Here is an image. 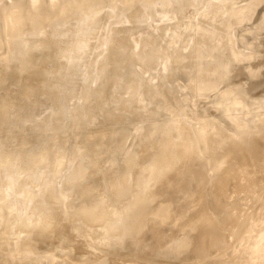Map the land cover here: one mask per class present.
Wrapping results in <instances>:
<instances>
[{
  "label": "bare ground",
  "instance_id": "obj_1",
  "mask_svg": "<svg viewBox=\"0 0 264 264\" xmlns=\"http://www.w3.org/2000/svg\"><path fill=\"white\" fill-rule=\"evenodd\" d=\"M238 1L242 5H240ZM191 2L193 4L190 5L195 4V9L197 7L196 14H202L203 19L201 20L205 19L204 21H207L206 23L209 24L205 23L206 25H202L203 21L202 23L200 21L201 24L197 23V25V21L195 20L196 22L194 23L193 21V23L196 25V28H193L194 25L190 23L191 21H189L193 20V18L190 19V17L192 16L191 15L189 17L188 23L192 25L190 27V25L187 26V24L186 26L189 27V29L187 28L186 30L189 33V31L191 30L190 28H193L190 33L193 32L194 34L189 33L190 35H192V38L188 39L189 37H191L189 36V34L187 35L186 32L180 33V28L182 27L179 28V26L182 23H180L179 25V22H181L182 19L180 21L177 20L179 21L177 22L175 18H184L185 14L183 9L188 6V3ZM243 2L247 1L0 0V181L2 182H0V238L7 233L9 236L5 235L7 236L6 239L15 237V239L17 238V241H19V239L21 238V241H19V245H21L20 249L24 248L26 250L41 251L43 250L42 247L44 246V244H47L45 242L47 238H54L55 241H66L67 243L71 244L72 242L74 243V239L76 237H79L76 239L80 240L81 237L77 236V231L74 230L76 224H78L76 225V229H80L78 221L83 220L86 225L95 226V223H97L96 227L97 225L99 226L97 228L98 233H100L99 230L100 228H102L101 232H105V236H103L104 234H96L97 231L95 232V235L102 236V238L104 239V243L108 240L109 242L107 241V243H109V246L107 243V247L103 243L98 244L99 241L103 242L101 237H97V241L95 242L100 246V248L104 245V248H107L105 249L107 251L108 249L110 250L113 248L112 250L108 251L110 253L114 252L115 254H118L116 253V249H114V247H117L116 244L120 243L121 246L124 243H130L133 238L135 241V243L133 242V245H138L142 252H145V250L147 251L149 248V250L152 251L151 246L153 244L154 238L158 237L156 239L158 240L157 242L162 241V236L164 235L163 233H165V231L162 232L159 230L160 232H158L150 227H153L157 224H162L161 226H163L167 222V219L170 218L171 210H173V207L177 205L174 204L178 202L176 200V202L168 200L169 203L168 201H165L169 204V206H167L168 204H165L167 207L163 206L162 208L159 203L160 200L158 198L162 196L160 198L161 200H167V196H169L170 193L175 191V188H177L180 180L179 182H177L178 174H174V170L176 171L181 168L182 171H190L189 173L195 175L194 169H196L197 172L195 171V173L198 174L196 175L200 176L201 178L200 179L196 176V179H199V181L196 183L198 188L196 187L195 190L192 189V186H196L194 185V183H191V188L189 187L190 184H188L189 186H187L184 183L185 186H187L189 189L194 190V192L192 191L193 193H189L191 190H189V192L186 191L188 188L186 187V189L183 185V189L186 190H183V192L181 190V193H184V191H186V193L191 198L190 200L193 199L195 207H192L195 210L193 213H190L193 209L190 210L189 208H187L186 210L189 209L188 211L191 214L188 215V212H184L185 206L184 204H182L184 208V214L188 215H183V218L180 217L182 219L180 220L181 224L183 223L185 224V226L183 225V227L179 223V225L181 226L179 227V225L177 224L179 221L176 220L180 219L179 217H177L180 215L178 213V215H176L177 219L175 220L176 226L171 227H173L176 231L179 228H181L182 230L183 228L187 229L183 230L182 232L180 231L181 235L180 237L178 236V241H176L175 243H171L169 241L172 246L169 244L170 249L167 247L169 249L168 254H178V252H180L182 248L188 247L193 250L197 258H202V263L233 264L236 260H239L234 259L231 256L232 253L228 254V252L232 251L235 246V244L233 243V239L245 232L242 238L237 240V246L239 245L241 248L243 247V249L246 250L247 248L245 247H248L249 243L250 245L251 243H254L252 244L253 246L255 245L253 252L262 251L259 253V256L260 259H262V264H264V203L260 208L261 210H252V208H254L252 205L255 202H258V199L260 197L255 198L254 194L250 195L251 188H254V192L255 189H259L256 195L261 196V194H264V128H262L264 126H258V120L256 119L257 117L255 118L254 116L253 117L255 119H253L252 116L249 115L251 119L247 117L248 119L246 118L244 121L245 116L243 115L245 114L240 112L242 114L240 115V117H244H242V119H239V116L230 115V117L232 116V120L230 122H233L236 126H233V130L235 128L234 131L231 129V131L235 135H233L232 132L229 133L232 134V136L227 134L228 132H230L228 131V129L224 130V127H222L219 122H215L213 117H210L208 114L207 115L209 117L206 116V118L204 119L203 117L201 118L199 125L197 121H199L200 118L198 120V117L195 116V118L193 116V119H197V121H195L198 126H194L196 129L194 127L191 128L194 125V123L192 125V122L194 120L192 121V118H189L191 116H185L186 119L183 118V115L185 114V106L188 110L189 105L187 106V104L191 102V99L187 98V100L190 99L189 101H187L184 98L185 94L182 95V93L181 95L183 96V99L188 103L183 102V99L181 100L182 96H180L181 98L178 96L181 92V87L179 86H182L183 84L181 85L179 82L177 84V87H175L172 84L173 82L170 83V81L172 80H170L169 78L168 80L170 81H168L166 78V76L171 77V75L173 74L169 73L172 72L169 71V69L171 68L169 66L174 64L173 72L176 73V75L178 73H180L179 75H181L182 73L184 77L186 75L187 79L185 80H188L187 84L189 83L188 85L192 84L194 85V87L196 86V88L200 92H214L217 89L216 87L218 86V84L222 83L223 81H227L231 70L233 71V69H235L233 68V65L235 63L237 64L238 62H241L243 58L245 61V58L252 55L255 49H253V47L251 48V46L258 45L257 39L259 36L261 37L263 32L260 35L259 33H261L262 30L264 31V0H248L247 3ZM102 4H104L102 7L103 9L101 8ZM99 5L100 8L98 7ZM159 5L160 7L164 6V9L165 7H167V10L168 8L170 9V12L167 13L168 15L173 13V15L171 14L170 16L174 18L173 20H175L178 25H176V22L174 23V21L172 25V21H170V23L167 22L170 19L167 15L166 23H168L170 27L168 24L165 25L164 21L163 25L166 26V28L168 26V30L171 33H167V29L164 30L166 32H161L163 33V35L165 33L164 36L156 33L157 31H162V29L156 31L155 27L157 25H155L156 23L155 21H153V24L150 23L152 25V27L150 26V29L153 28L156 35L154 34L153 30L152 32H148V34H144L145 32L143 30L141 32L144 33L140 32L141 34H143V36L140 35L137 30H139V28H142L144 24H141L142 27L138 24L144 21V18L145 23L147 22L146 19H148L149 21L152 20V12L154 9V14L158 12L156 8H158ZM119 6L121 7V9L127 8L123 10L126 13L123 12L122 14L121 11L116 8ZM106 7L112 8V11H114L115 9H117L118 11L112 12L109 8V12L108 10H106ZM160 7L158 8V10L160 9ZM257 8L261 9V18H263V20L259 19V21L256 23L257 25L251 28L252 30L249 29L250 32H247V29V31L244 30L245 33L241 32V36L239 33V39H241V37L243 39L244 36L249 33L251 34V36H253L252 34L254 33H257L259 36L257 38L253 36L256 39L252 40L255 41H249L250 46L248 44L247 46H245L248 48L250 47L251 50H239L237 46L239 47L241 44H245L246 42H240L241 44H238L239 42L234 34L236 30L233 33V31H231V26L234 27L233 23L235 24V20H237L236 22L239 24L240 21L238 20H241L242 22V20L244 21L246 19V21H248L247 19H249L248 23H250L254 19V15L253 18L251 17L252 19L250 18L253 12L255 13L256 18L257 10L255 11V9ZM164 9L161 10L163 11V14ZM100 10H102V12L105 11L104 13H106L105 15L103 13V17L107 15L106 17H110L109 20L111 21H113L112 17H115L119 20V24H114V20V22H110L108 26L109 21H106L108 29L105 30L106 25H103L105 22L101 20L104 18H102V16H100V18H97L102 13H98ZM97 14L99 15L97 16ZM156 14L155 17L160 20L158 22L156 21L157 23L162 22L163 18L166 19V13L163 15L158 12V14H161L163 16H159L162 19L158 18V14ZM218 14L222 15V22L221 20H219L221 24L218 23L219 25H216L215 22L217 21V19L213 17H215L216 15L218 16ZM221 15H219L217 18L219 19ZM148 16L151 17V19L148 18ZM209 16H211V18L213 19H216L215 22L214 20H210ZM206 18L208 19L206 20ZM100 21L103 22V24H101V27H105V31L103 30L104 34L102 32V29H100V25L98 24L100 23ZM210 21L214 22V25ZM135 24L137 26H140L139 28L136 27L137 30L136 28H133L135 27ZM161 25L162 23L159 24V27L163 28L164 26L162 25V27ZM242 25L243 22L240 26L242 27ZM146 27H149V25L145 26V28ZM98 29L104 36H102L103 38L101 36L99 37L101 38V41L98 40V37L97 39L95 38L97 36L96 34H100L99 31H97ZM132 29L136 30L135 33H137V37H134V30V36L132 37ZM170 29H172V31ZM106 31L107 33H105ZM146 31H150L149 28H146ZM151 33H153V35H151ZM230 33H233V36H231ZM138 35L142 36V38ZM160 35L163 38L169 36V41L166 38V42L169 43V46H167L168 43L165 44L164 40L161 43L162 45L165 44L169 50L160 44L158 38ZM186 36L189 37L187 38ZM187 39V42L192 46H190L186 42ZM245 39L249 40L247 38ZM262 39H264V37H262ZM96 40L101 42L102 45L100 47H102V51L107 52H105L106 54L103 52L98 53L99 51L95 53V50L98 49L99 45H97L98 43H94V45L92 44ZM90 41L92 42V44ZM160 41H162V39ZM88 42H90L89 44L94 47L90 48V46H88ZM193 42L194 44H192ZM260 43L259 45L261 46L257 47H261L260 50H262V43ZM234 44H236V46ZM87 46L89 47V49H94L95 54L92 53V56L90 57L88 55L89 50H87ZM2 50L6 51V55L4 53L5 51L3 52ZM84 50L85 52H88L86 54L89 58L87 57V55L86 57L88 58L87 62L89 64H91L90 62L93 61L92 59L98 60V57H94L93 54H99V57H103L99 59L100 62H96V64H98L95 68L93 67L94 65L87 66V64H85L86 67L84 66L83 63L86 62L83 61V59L86 60V57H84L85 53L82 52ZM161 52L165 54V59L163 58L164 56H162L163 54H160ZM228 52H231L232 54ZM256 52L258 51L256 50ZM80 54L84 56L81 55V57H79ZM100 54H102L103 56H100ZM255 54L257 56L259 55L257 53H254L253 56ZM261 54H264V52ZM256 55L254 56L255 58ZM56 56L57 58L60 57V59L62 60H59V58L56 59ZM91 57L92 59H90ZM79 58H81L82 60L80 59L79 61ZM156 58L158 60L160 59L159 61H163L160 63L159 61L156 62ZM257 58H259V56ZM260 58L262 59L263 55ZM53 59L59 60H55V62L56 64L58 62V64L60 65L55 66V64H53ZM261 59H257V61L253 58V61L255 60L260 64ZM262 60V62H264V59ZM50 61L53 65L49 63ZM60 61H62V63H59ZM81 61L82 63H80ZM154 61L156 62V64L158 63L155 68L154 65L156 64ZM79 63L83 65H80ZM47 64L48 66L51 65L55 67L51 69L52 67L46 66ZM78 64L81 66V68H84V70H80ZM152 64H154L153 67ZM243 64L244 63L242 61L241 65ZM250 64L251 63L249 62V65ZM257 64L258 63H256L255 65ZM237 65H234V67H237ZM263 65L261 64L258 67L261 68V66ZM136 66L140 71L136 69ZM244 66L247 65L244 64L242 67L245 68ZM46 67H48L49 69ZM92 67L95 69L94 71H92ZM258 67H256V70L254 67L253 70L251 64L249 75L253 76V78L255 76L258 77V75L260 74V70ZM153 68L155 70L159 68V70L157 69L158 72H156L157 70L155 71ZM247 68L249 69L250 66ZM247 68L246 70H248ZM150 70L152 71L153 76L157 73V75L155 76L159 77L155 79L156 77L154 76L155 78H153L151 74V79L149 76V73H151ZM170 70H172V68ZM77 71L81 74V76H84V79H86V81H90L91 79L92 82L90 81L88 83H83V85L87 83L85 86H83L84 88L82 87V93L80 94V97L83 99V101L81 102L82 99L80 98L79 102L83 104L77 105L76 103L79 102L76 100L77 102L74 101L75 103H73V108H70L68 104L71 103H67L66 101L70 100L73 96L75 97V95L72 94L75 93L76 90L78 91V88L75 89V86L71 84L72 81L76 82H72L73 84H77L80 82V77H77L79 75ZM82 71L83 74L81 73ZM234 71H236V69ZM164 72H168V74L170 75H167V73L162 74ZM247 72L248 71H246L245 73ZM75 73L78 75H76ZM163 75L165 76L166 80L164 79ZM176 75L174 74L175 77ZM75 76L78 79L75 78ZM73 78H75V80H73ZM166 82H169L170 84L168 83V85ZM184 82L186 83V81ZM77 86L79 87L78 84ZM175 88L179 89L180 91ZM190 89L192 90L193 88ZM238 89H242V87H238ZM172 90L173 94H175L176 96L172 94ZM242 90H240V92L242 91L243 94L247 91H245L244 88ZM205 92L202 93L206 94ZM226 92L227 90H225V92L223 91V93L220 92V94H217V97L215 96L214 98V103H216V106H221L224 111H228L229 114H231L230 112L233 113L235 110H237V107L235 106H237L242 100L238 99V101L240 100L239 103L237 102L238 104L234 103L235 98H233V100L230 99V101L233 102H229V99L224 98ZM237 92L238 93H236L235 96H238L237 94H240L239 90H237ZM69 94L71 95L69 96ZM170 94L173 96H169ZM234 94L235 92L233 93V96L232 93L230 96L235 97ZM68 96L70 97V99H67ZM227 96L228 95H226V97ZM185 97H188V95ZM203 97L204 96H202V98ZM198 98L200 99L199 96ZM225 99L228 100V103H233V105H226L224 103ZM252 100L253 99H251L249 103H254V100ZM255 101L257 102V104L260 102L259 99L258 101ZM149 102H152V105L149 106L150 109L148 107H145ZM49 103H51V106H49ZM241 103H243L244 105L245 103H247V101H242ZM255 103L253 104V106L255 105ZM45 104L48 105L47 107L51 108H46V110ZM215 105L214 107H216ZM251 106L252 105H250V107ZM244 107L245 105L241 107V109L239 107V110L242 112L245 110L244 112H246V115L248 113L251 114L250 112L246 111V108L249 109L250 107ZM40 108H44L45 112L48 113L49 111H51V114L45 115L47 113L44 114L43 109L42 112L40 111ZM144 108L148 111L146 115L147 120L149 119V122L142 123L139 121L140 123L135 122L137 125L133 124L139 130V135H136L138 136L137 143L135 142L137 145H134L129 156L135 158L138 155L140 157H138L135 161H130L129 158L127 160H121L119 158V153L120 151L126 149V141H128V139H125L123 137V134L127 133V131L130 129L129 127H134L129 124V121L131 120V118H133V115L137 116L138 112L139 114H141L140 112ZM242 108L244 110H242ZM252 108L255 109V107H251V109L249 110L251 111ZM258 108L259 107H257L255 111ZM124 109L128 110L129 113ZM165 109H170L172 111V114L170 113V110L168 113L167 111H165ZM40 112L43 114V116ZM162 112L163 116L165 115L166 117V112L168 113L167 116H169V114L170 116L166 117L167 119H164L163 122L161 121L162 119H159L161 123H157V121H159L157 117L160 116ZM251 112L252 114H255L253 110ZM201 114L202 112L200 114L198 113V115ZM203 114L201 116H203ZM229 114L227 117H229ZM255 116H257V114H255ZM230 117L227 119L229 120ZM102 118L104 121L105 119L106 121H119V119H122L123 121L122 123L119 122L121 124L116 125L117 130L110 135L108 133L109 130H107L106 127L111 125H109L108 123L107 125H102ZM224 118L225 120H227L225 115L223 117V121ZM252 119L253 121H251ZM260 119L261 118H259V120ZM261 122L263 123L264 120H261ZM95 123H99V125H102V129L96 133H94V131L96 130L93 127ZM66 124L68 125L67 127L65 126ZM217 125L222 127V129H220V127H218ZM64 127H66L68 131L71 128L72 130L74 128V131H72V133H69L71 132L70 130L68 132V135H66L67 130L64 131ZM112 127L115 128V126ZM255 127L256 129L260 128L259 131H256L259 132V134H256L258 136L255 135ZM63 131L65 132L66 138L63 134ZM62 134L64 138L62 137ZM136 134L138 133L136 132ZM76 136H79V140L75 138ZM107 137L108 139L106 140ZM74 138L76 139V143L82 142V144L78 146L79 143H75L77 146L73 145L75 142ZM68 141L71 143L70 146ZM109 142L113 143V145L109 150H107L106 156V143L110 145ZM69 151L70 153L71 151L72 153L74 152L72 156L73 162H71V166L69 165L70 167L64 177L65 179H63V182H60V184L55 180V178L59 176V173L61 174L60 171L66 164L65 159L67 158ZM213 151L215 154L211 153ZM103 153L104 156L107 157L104 158H106L108 162L103 161L99 163L100 159H102L103 157ZM208 153H211V155H209ZM71 154L69 156L70 158ZM204 154H208L207 157L208 159L210 158L208 161L211 163H209L208 161L206 162L208 163V165H206V163H203L205 161L204 157L206 158ZM192 161H195V163ZM199 161L205 165H203V169H200L203 166ZM104 162L108 164L105 165ZM98 163L100 165H102L101 163H103V168L100 167ZM210 164H212L211 168H214L216 173L214 175V172L212 171L213 175L206 177L204 173L207 174ZM97 166H99L100 169L99 167L97 168ZM189 167L194 171L192 170L191 172L190 169L187 170V168ZM211 168L210 170H212ZM19 173L23 174L19 175ZM133 173H135V176H133ZM181 175L182 177L185 176L184 174ZM207 175H209V172ZM192 177L193 179L195 178L194 176ZM210 179H212V182L214 181L213 189L211 191L212 200H209L211 201V207L209 206V208H206L209 204H207L208 201L206 199V195L204 194L206 192L205 184L210 181ZM156 181L158 182V184H162L164 188L166 187L165 192H163L166 193V195L164 194L163 196V193L159 189L154 188V182L157 183ZM55 182L56 186L58 184L59 187L60 185L62 186V190H60L61 193L59 195L57 194L58 191L56 192V190H58V187H55ZM181 184L178 188L181 187ZM162 185H160L159 187H161ZM152 187L157 190V192H155V190H152ZM154 193L159 197L156 195V198ZM186 193L184 194L185 196L187 195ZM43 195L46 196L42 197ZM176 195L180 197L181 194L179 195L176 192ZM73 196L75 197V199H73ZM67 198L69 199V201L67 200ZM176 198L178 197L176 196ZM233 198L234 200L231 201L230 199ZM76 199H78L77 202L73 203V200L76 201ZM155 199L159 204L157 202L156 205H153L154 203H151L155 201ZM181 202L183 203V201ZM185 202L186 201L184 200V203ZM204 202L207 203L205 204ZM189 203H191V201ZM108 204H110L111 207L108 206ZM228 204L232 209L230 214L222 215L220 211L221 208L226 207ZM191 205L194 204L192 203ZM189 207L191 208V206ZM176 209L178 210V208ZM62 210H64L65 212L62 213L63 216L61 214L62 217L60 219V212ZM180 211L182 215L183 212L182 210ZM177 212H179V210ZM175 214L176 212L174 213V215ZM255 218L262 219L258 224H256L254 222ZM190 220L192 221L191 224H189ZM168 221L170 222V219ZM172 222H170L169 225ZM175 223L172 224L175 225ZM167 224L168 223H166L165 226H167ZM102 225H104V227H100ZM186 225H190V228ZM15 227L17 228L16 230L19 229L18 235L22 234L20 238L17 233H15V236H12V234H14L13 230L15 229ZM87 229V232H85L86 234L89 231V227H87ZM92 230L95 231V229L91 228V235L89 234V239L90 237H94L93 240L90 239L93 243L96 236L92 233ZM176 231L173 232L175 233ZM115 233L117 235H115ZM75 234L76 237H74ZM145 234L147 235L146 237H144ZM167 234L168 233H166L165 235L167 236ZM106 236L107 238L105 240ZM23 238H25V242H22V240H24ZM165 239L169 240L166 237ZM77 240H75V242ZM81 240L79 241V243H76L77 245L79 244L78 246L82 248L84 245H86L87 242L85 239H83L85 240H82L83 243L85 242L83 245ZM114 241L116 242V244L113 243ZM95 242L93 243V245L95 244ZM111 243L113 244V246L111 245ZM159 243L158 245H160ZM165 243H167V241ZM49 245H52L51 249L47 250L51 251L53 250L52 247H54V250L56 252L53 250L54 252L51 251L53 253L51 254L53 255V257H59L62 253L60 251L61 249H59V247H56L55 249V245H53V243ZM60 246L62 247V245ZM99 246L97 247V249H99ZM159 247H156V249ZM86 248H88L87 245ZM47 250H43V253L48 252ZM57 250L61 253L54 256V254L57 253ZM88 250H90V248H88ZM105 250L102 247L99 252H105ZM90 252L91 251H89V253L84 252L86 254H89V256H86L85 254L84 256L82 255L84 258L85 256L87 258L84 260L85 264L91 263L92 259H90V257L92 256ZM171 252H173L174 254ZM39 253L42 254V252ZM96 253L97 252H95V254ZM114 253L110 255H114ZM47 254H49V252ZM98 255L99 254H97V256ZM2 256L3 255H1L0 257L3 261ZM88 257L90 261L88 260ZM95 258H93L92 260V263L94 264L101 259L98 257L97 259ZM252 258L247 264L259 263L260 259L252 260ZM94 259L99 260L94 262ZM40 260L46 261L44 255L42 259H39V261ZM45 261L37 264H48ZM47 261L49 262L48 259ZM239 262L240 264H243L241 261ZM25 263L27 262L25 261ZM0 264H11V262L8 260V262H0ZM102 264H105V262Z\"/></svg>",
  "mask_w": 264,
  "mask_h": 264
},
{
  "label": "rangeland",
  "instance_id": "obj_2",
  "mask_svg": "<svg viewBox=\"0 0 264 264\" xmlns=\"http://www.w3.org/2000/svg\"><path fill=\"white\" fill-rule=\"evenodd\" d=\"M205 1H208V0H205ZM242 1H243V0H242ZM244 1H247V2H248V0H244ZM192 2H193V1H192ZM192 2H191V3H188V6L185 5L186 7L183 9V10H184V14H185V17H184V18H179V19H177L178 17L175 18L176 21H177V20L180 21V20L182 19L181 22L177 21V22H179V25H180V23H182V24L179 26V28L182 27V28H180V33L186 32L187 35L190 33V31H191L193 28H196V25L194 24L196 21H197L196 24H197V23H198V24H201L202 21H203L202 25H204V24L207 22V21H204L205 19H204V20H201V19H203L202 14H200V15L196 14V9H197V7H196V9H195V6H194L195 4H194V5H190V4H193ZM240 2H241V1H240ZM247 2H243V3H247ZM238 3H239V1H238ZM179 4H180V3H179ZM239 4L242 5L241 3H239ZM103 5H104V4H102L101 8L103 7ZM181 5H182V3H181ZM108 6H109V5H108ZM108 6H107V7H108ZM98 7L100 8V5H99ZM104 7H105V6H104ZM107 7H106V8H107ZM157 7H158V6H157ZM159 7H160V5H159ZM159 7H158V8H159ZM161 7H162V6H161ZM161 7H160L159 10H158V8H156V9H157V11H158L159 13L163 14V13H162L163 11H161V10L164 9V6L162 7V9H161ZM169 7H170V6H169ZM106 8H105V9H106ZM109 8H110V7H109ZM109 8H107L106 10L109 11V10L111 9L110 11H112V8H110V9H109ZM116 8H118L119 11H121L122 14H123V12H124L123 10L127 9V8H125V9H121L120 6H119V7H116ZM102 9H103V8H102ZM105 9H104V10H105ZM120 9H121V10H120ZM165 9L167 10V7H165ZM165 9H164V14L166 13V14H165L166 19L163 18L162 22L157 23V22L160 21V20L157 19V17H155V14H156V13L158 14V12H156V13L154 14V13H153V12H155V9H154L153 12H152V15H151L152 20L149 21L148 19H146V21L149 22V23H147V22L145 23V18H144V19H143L144 21H142L140 24H138V25H140V26H141V24H144L145 26H148V25H149V27H146V28H149L150 31H146V28H145L144 25H143L144 29H143L142 26H141L142 28H139L140 26H137L136 24L134 25L135 27H133V28L138 27L140 31L137 30V28H136V30H137L139 33H140L141 31L144 30L145 33H144V32H141V33L148 34V32H152L153 28L150 29V26L152 27L151 24H153V21H155V23H156L155 25H157V26L155 27V28H156L155 30L157 31V30H161V29H162V31H160V32L157 31L156 33H159V34H161L162 36H164L165 33H164V35H163V33H161V32H166V31H167V33H168V32H169L168 28L170 27V25H169L168 23H166L167 15H168V13L170 12V9L168 8L167 11H166ZM205 9H206V8H205ZM256 10H257V11H256ZM110 11H109V12H110ZM114 11L117 12L118 10L115 9ZM114 11H112V12H114ZM126 11H127V10H126ZM160 11H161V12H160ZM255 11H256V18H255V13L253 12L252 15L250 16V18H251V17L253 18V15H254V19H253L250 23H248L249 19H247L248 21H246V19H245L244 21L242 20L243 25H242V27H241V26H240L241 23H242L241 20H238V21H240L239 24L236 22L237 20H235V24L233 23L234 27L231 26V29H232L231 31H233V33H234V31L236 30L234 34H235V36H236V38H237V40H238V42H239L238 44H241L242 42H243V43L246 42L245 44H241V45H242V46L240 45L241 47H240V46H239V47L237 46V48H238L239 50H241V49H243V50H245V49H246V50H247V49H248V50H251V48L253 47V49H255V51L252 50V51H254V52L252 53V55H250L249 57L245 58V61H244V58H243V60H242L243 63H244L245 65H247V66H244L245 68L242 67L244 64L241 65V64H242V61H241V62H238V63H237L238 65L235 63L234 65H237V67H236V66L234 67V65H233V68H235L236 71H234L235 69H233V71H234V73H233V71L231 70V73H230L229 77L227 78V81H223V82L221 81L222 83L218 84V86L216 87L217 89H216L214 92H211V91H209V92L201 91V92H200V91L196 88V86L194 87V85H192V84H191V85H188L189 83L187 84V81H188V80H185V79H187V78H186V77H187L186 75H185V77H184V75H182V73H181V75H179L180 73H178V74H177L178 76H177L176 73L173 72L174 64H172L171 66H169V67L172 68V70H170V69H171V68H170L169 71H172V72H169V71H168V72H169L170 74H171V73H173V74L171 75V77H170V76H169V77L166 76L167 80L170 78V80H172V81H170V80H168V81H170V83L173 82L172 84H173L175 87H177V84H178L179 82H180L181 85L183 84L182 86H179V87H181V88H180L181 92H180V94H179L178 96L180 97V96H182V95L185 94V96L188 95V97H185V96H184V98H185L186 100H187V98H190V99H191V102L188 103L187 101H189L190 99H188V100L186 101V100L183 99V96H182V98L180 97L181 100L183 99V102H187V103H188L187 106L189 105L188 110H187V107L185 106V109H184V110H185V114L183 115V118L186 119L185 116H187V117H188V116H191V117H189V118H190V119L192 118V119H191L192 121H193V120H194V121H195V120L197 121V119H193V118L196 116V117H198V120H199V118H200V120L197 121V122H198V125H199V122L201 121V118H202V117H203V119L206 118V116H207V117H209V116H210V117H213V119L215 120V122H216V121L219 122V124H221L222 127H224V130H227V129H228V131H230V132L225 131V132H228L227 134L230 135V136H232V134L235 135V134L231 131V129L233 130V126H234V127H236V126H235V124H234L233 122H230V121L232 120L231 117H232L233 115H234V116H239V119H242V117L245 116V118L243 117V118H244V121H245V119H246L247 117H249V119H251L250 116H252L253 119H255V118L257 117L256 119L258 120V122H257V123H258V126H264V122H263V123L261 122V120H262V121L264 120V117H263V116H264V102H263V101H264V75H263V74H264V71H263V70H264V65H263L264 62H262V61H263L262 59H264V54H261V53L264 52V50H263V49H264V39H262V37H264V31L262 30L261 33H259V35H260V34H262V32H263V34L261 35V37H260L257 33H256L257 35H256L255 33H254L255 35L252 34V35H253L254 37H256V38L259 36L258 39H257V40H258V45H256V46H255V45H254V46H251V48L249 47L250 49H249L248 47H245V46H247V44L249 45V43H250L249 41L254 42L255 40H252V39H256V38H254L253 36H251V34L249 33L250 35H249V34H247V35L245 34L246 36L243 35L244 38L242 39V37H241L242 40L239 39V37L241 36V32H242V33H245V31H247V29H248L247 32H250L249 29L255 27V26L257 25L256 23L259 21V19L263 20V18H261V17H262V16H261V15H262V13H261V9H258V8H257V9H255ZM258 11H259V12H258ZM101 12H102V10H100L98 13H101ZM104 12H105V11H103V12L101 13L102 15H101V14H100V15L97 14V16L99 15L97 18H100V16H102V18H104V19H101L103 22L106 23V21H107V22L109 21V22H108V26H109L110 22H114V20H115L114 24H117V23L119 24V20L116 19L115 17H112V16H111V17L113 18V19L111 18L113 21L109 20V19H110L109 15H108L109 18L106 17L107 15H106L105 17H103V13H104ZM106 12H107V11H106ZM167 12H168V13H167ZM171 12H172V11H171ZM107 13H108V12H107ZM121 13H120V14H121ZM124 13H126V12H124ZM105 14H106V13H104V15H105ZM108 14H109V13H108ZM110 14H111V13H110ZM157 14H156V15H157ZM161 14H158V18L163 17ZM164 14H163V15H164ZM171 14L173 15V13H171ZM171 14H170V15H171ZM193 14H194V16H195V19H194ZM170 15H168V17H169L170 19L168 18L169 20H168L167 22L170 23V21H172V22H171V25H172L173 21H174V23H175L176 21L173 20L174 18H172V16H170ZM175 15H176V14H175ZM191 15H192L193 17H192ZM219 15H221V14H218V16H219ZM121 16H122V15H121ZM159 16H161V17H159ZM165 16H164V17H165ZM190 16H191V17H190ZM218 16L216 15V16L213 17V18H216L217 21H219V20L222 19V18H221L222 15L220 16L219 19L217 18ZM151 17L148 16V18H150V19H151ZM189 17H190V19L193 18V20H189ZM209 17H210V20H212V21L214 20V22H215L216 19L211 18V16H209ZM106 18H107V19H106ZM146 18H147V17H146ZM185 18H186V19H185ZM252 18H251V19H252ZM154 19H155V20H154ZM161 19H162V18H161ZM207 19H208V18H206V20H207ZM188 20L191 21L190 23H192V24L194 25L193 28H190L191 30L189 31V33H188V31H187L186 29H187V28L189 29V27H187V26L190 25V27H191L192 24L188 23ZM195 20H196V21H195ZM254 20H256V21H254ZM102 21H100V23H98V24L100 25V27L102 26L101 24H103ZM120 21H121V20H120ZM151 21H152V22H151ZM156 21H157V22H156ZM163 21L165 22V25L168 24L169 27L167 26V28H166V26L163 25V24H164ZM182 21H183V22H182ZM193 21H194V23H193ZM198 21H199V22H198ZM200 21H201V23H200ZM217 21H216V22H217ZM245 21H246V22H245ZM253 21H254V22H253ZM177 22L175 23L176 25H178ZM210 22H211V21H210ZM214 22H211V23H213V25H214ZM216 22H215L216 25H217L218 23L221 24L222 20H221V22H220V21L217 22V23H216ZM244 22H245V23H244ZM105 23H104L103 25H106V26H105L106 28H105V27H103V28H102V27H101V28L99 27L100 29H102V32H103L104 28H105V30L108 29L107 23H106V24H105ZM150 23H151V24H150ZM160 23H162V25L164 26V27H163V26L161 25L163 28H160V27H159V24H160ZM121 24H122V23H121ZM175 24H173V25H175ZM187 24H188V25H187ZM198 24H197V25H198ZM206 24H209V23H206ZM206 24H205V25H206ZM219 24H218V25H219ZM236 24H237V26H236ZM99 25H98V26H99ZM155 25H153V26H155ZM186 25H187V26H186ZM122 26H123V25H122ZM248 26H249V27H248ZM158 27H159V29H158ZM232 27H233V28H232ZM166 29H167V30H166ZM233 29H234V30H233ZM105 30H104V31H105ZM133 30H134V33H135L136 30H135V29H132V33H133ZM147 30H148V29H147ZM164 30H166V31H164ZM170 30L172 31V29H170ZM177 30H179V29H177ZM177 30H176V31H177ZM239 30H240V31H239ZM244 30H245V31H244ZM251 30H252V29H251ZM97 31H99V29H98ZM107 31H108V30H107ZM107 31H106L105 33H107ZM153 32H154V34L156 35V33H155L154 30H153ZM229 32H230V31H229ZM247 32H246V33H247ZM96 33H98V32H96ZM99 33L101 34L100 31H99ZM134 33L132 34V37L134 36ZM141 33H140V35L143 36V34H141ZM169 33H171V32H169ZM233 33H232V34L230 33V35L233 36ZM239 33H240V36H239ZM100 34H96L97 36H96L95 38L97 39V37H98V38H99L100 36L102 37L103 34H104V32H103V34H101V35H100ZM159 34H158V35H159ZM190 34H194V33L191 32ZM190 34H189V36H191V37L188 36V37H189V38H188V37L186 36L188 39L192 38V35H190ZM236 34H237V35H236ZM136 35H137V33H135V36H134V37H137ZM149 35H150V33H149ZM151 35H153V33H151ZM158 35H157V36H158ZM161 35L158 37V38H159V42H160V44L163 42V40H164L165 44L168 43V42H166V38H167V40L169 41V39H168L169 36H166V38H165V37L163 38ZM167 35H169V34H167ZM94 36H95V35H94ZM94 36H93V37H94ZM138 36H139V35H138ZM142 36H139V37L142 38ZM93 37H92V38H93ZM103 37H104V36H103ZM103 37H102V38H103ZM160 37H161L162 41H160V40H161ZM245 38H247V39H249V40H246ZM188 39L186 40V42L188 41ZM89 40H90V39H89ZM92 40H95V39H92ZM92 40H91V41H92ZM98 40L101 41V38H99ZM239 40H241V41H239ZM243 40H246V41H243ZM257 40H256V43H257ZM260 40H261V41H260ZM91 41H90V42H91ZM99 41L96 40V41L93 42V44H92V42H91L92 45H94V43H98L97 45H99V46H98V49H99V50H98V49L95 50V53H97L98 51H99L98 53H101V52L105 53L106 51H105V52L102 51V47H100L102 44H101V42H99ZM259 41L262 43V50H260L261 47H259V48L257 47V46H261V45H259V43H260ZM90 42H88V44H89ZM240 42H241V43H240ZM99 43H100V44H99ZM178 43H179V41H178ZM187 43H188V42H187ZM225 43H227V42H225ZM261 43H260V44H261ZM163 44H164V43H163ZM165 44H164V45L161 44V45L164 46V47H166ZM176 44H177V42H176ZM188 44H189V43H188ZM192 44H194V42H193ZM254 44H255V43H254ZM97 45H96V46H97ZM189 45L192 46L191 44H189ZM234 45L236 46V44H234ZM88 46H90V48H93V47H94V46L92 47L90 44H89ZM88 46H87V47H88ZM96 46H95V49H96ZM167 46H169V43L167 44ZM249 46H250V45H249ZM87 47H86V49H87ZM255 47H256V48H255ZM100 48H101V51H100ZM166 49H168V47H166ZM166 49H165V50H166ZM238 49H237V50H238ZM258 49H259V50H258ZM87 50H89V53L91 52V53H90L91 55H90L87 51L85 52V50H84V51H82V52L85 53V56L82 55V54H83V53H82V54H80L79 57H81V55L84 56V57H86V55H87L86 53H88L89 57L92 56V53H94V49H89V47H88ZM90 50H91V51H90ZM92 50H93V52H92ZM168 50H169V49H168ZM235 50H236V49H235ZM256 50H257L258 52H256ZM2 51H3V50H2ZM4 51H5V50H4ZM4 51H3V52H4ZM261 51H262V52H261ZM246 52H249V51H246ZM260 52H261V53H260ZM4 53H5V55H6V51H5ZM39 53H40V52H39ZM95 53H94V54H95ZM106 53H107V52H106ZM106 53H105V54H106ZM228 53L232 54L231 52H228ZM254 53L259 54V55H258L259 58H257L258 56H257L256 54H255V55H256V58H255V57H254L255 55L253 56ZM0 54H1V53H0ZM94 54H93V56H94V57L96 56V58L98 57V60H96V59H92V57H91L90 59L93 60V61H92L93 64H92V62H90V59H89V62H90L91 64H89V63L87 62V61H88V58H89L88 55H87L88 58L86 57V58H85L86 60L83 59L84 62L86 61L85 63H83L85 67H86L85 64H87V66H88V65H90V66H91V65H92V66L94 65L93 67L95 68V67L97 66V64H98V63L96 64V62H98L100 58H103V57H99V54H97V55H94ZM105 54H104V55H105ZM160 54L162 55L163 52H161ZM262 55H263V58L261 59L260 57H261ZM100 56H103V55L100 54ZM162 56H164L163 58L165 59V54H163ZM228 56H231V55H228ZM94 57H93V58H94ZM166 57H167V56H166ZM250 57H251V58H250ZM58 58H59V60H62V59H60V57H58ZM58 58H57V56H56V59H58ZM82 58H83V57H82ZM157 58H159V57H157ZM157 58L155 59L156 62L160 60V59L158 60ZM160 58H161V57H160ZM163 58H162V59H163ZM253 58L256 59V60H257V59H258V60L261 59V63L259 64V62H256L255 60L253 61ZM56 59H55V60H56ZM80 59H81V58H79V61H80ZM246 59H247L248 61H247ZM251 59H252V61H251ZM55 60L53 59V61H54L53 64H55V66H59L60 64H58V62H57V64H56ZM59 60H56V61H59ZM81 60H82V59H81ZM95 60H96V61H95ZM101 60H102V59H101ZM258 60H257V61H258ZM53 61H52V62H53ZM155 61H154V62H155ZM162 61H163V60H162ZM162 61H159V63L162 62ZM246 61H247L248 63H247ZM94 62H95V64H94ZM99 62H100V61H99ZM156 62H155V64H156ZM249 62L252 64V69L255 67V70L257 69L256 67L260 66L261 64L263 65V66H261V68L258 67L259 70H260V74L258 75V77L255 76V77L253 78V76L249 75V70L251 69V64L249 65ZM253 62H256V63H258V64L255 65L256 63H253ZM49 63L52 64L51 61H50ZM59 63H62V61H60ZM80 63H82V61H81ZM80 63H79V64H80ZM239 63H241V64H239ZM246 63H247V64H246ZM53 64H52V65H53ZM79 64H78L79 69H80V70H81V69L84 70V68H81V66H80V65H83V64H80V65H79ZM157 64H158V63H157ZM157 64H156V65L152 64V67H153V65H154V68H155V67L157 66ZM253 64H254L255 66H254ZM159 65H160V64H159ZM159 65H158V66H159ZM248 65L250 66L249 69L247 68V67H249ZM46 66H48V64H47ZM50 66H51V65H49L48 67H50ZM55 66H54V67H55ZM84 66H82V67H84ZM90 66H89V67H90ZM48 67H46V68H48ZM51 67H52L51 69L54 68L53 66H51ZM93 67H92V71L95 70ZM136 67H137V66H136ZM159 67H160V66H159ZM154 68H153V69H154ZM246 68H247L248 70H246ZM48 69H49V68H48ZM89 69H90V68H89ZM136 69H137L138 71H140L138 67H137ZM153 69H152V70H153ZM157 69L159 70V68H157ZM157 69H156V70H157ZM261 69H263V70H261ZM80 70H79V71H80ZM154 70H155V69H154ZM154 70H153V71H154ZM156 70H155V71H156ZM158 70H157L156 72H158ZM253 70H254V69H253ZM246 71H248V72L245 73ZM77 72H78V71H77ZM150 72H151V73L148 72V73H149V76L152 74V71H151V70H150ZM168 72H164V73H162V74L167 73V75H170V74H168ZM262 72H263V73H262ZM78 73H79V72H78ZM81 73L83 74V71H82ZM148 73H147V74H148ZM153 73H155V72H153ZM75 74H76V73H75ZM75 74H74V75H75ZM142 74H143V73H142ZM174 74L176 75V77L174 76ZM231 74H232V75H231ZM76 75H78V74H76ZM79 75H80V76H79ZM79 75L77 76L78 78L80 77V78H79V79H80V82H79L80 84L77 83V84L79 85V87L77 86V84H73V83H76L75 81H72L73 83L71 82V84L75 86V89L78 88V91L76 90V92L72 94V95H75V97H74V96H73V97L71 96L72 98L70 99L69 96H70L71 94H69V96H68L69 98L67 97V99H70V100H67V101H66L67 103H71V104H68V105L70 106V108H73L72 106H74V105H73V103H75L74 101L77 100V101L79 102V100H80V98H81V97H80V94L82 93V89L84 88L83 86H85L88 82L91 81L90 78H89L90 81H89L88 79H87L88 81H86V79H84V76H81L80 73H79ZM155 75H157V73L154 74V76H155ZM260 75H261V76H260ZM262 75H263V76H262ZM146 76H147V75H146ZM149 76H148V77H149ZM151 76H152L153 78L156 77L155 79H157V78L159 77V76H158V77H157V76L154 77L153 74H152ZM151 76H150V78L152 79ZM163 76H164V75H163ZM179 76H181V77H179ZM182 76H183V77H182ZM259 76H260V77H259ZM77 77L75 76V78H77ZM172 77H173V78H172ZM75 78H73V80H75ZM78 78H77V79H78ZM150 78H149V80H150ZM166 78H165V76H164V79H165V80H166ZM180 78H183V79H180ZM95 79H96V78H95ZM84 80H85V81H84ZM182 80H183V81H182ZM77 81H78V80H77ZM153 81H155V80H153ZM184 81H186V83H185ZM84 82H87V83H86L85 85H83ZM91 82H92V81H91ZM146 82H147V81H146ZM162 82H163V81H162ZM183 82H184L185 84H184ZM166 83H167V82H166ZM168 83H169V82H168ZM168 83H167V84H168ZM170 83H169V84H170ZM237 83H238V84H237ZM92 84H93V83H92ZM169 84H168V85H169ZM234 84L236 85V87H235ZM241 84H242V85H241ZM232 85H233V86H232ZM244 85H245V86H244ZM74 86H73V87H74ZM76 86H77V87H76ZM97 86H98V85H97ZM190 86H191V87H190ZM243 86H244V87H243ZM80 87H81V88H80ZM82 87H83V88H82ZM188 87H189V89H188ZM228 87H229V88H228ZM230 87H231V88H230ZM232 87H233V88H232ZM238 87H242V89L244 88L245 91L247 90L246 93H244V94L246 95V97H245V95L243 94L244 91H243L242 89H238ZM79 88H80V89H79ZM190 88H193V89L191 90ZM236 88H237V89H236ZM75 89H74V90H75ZM175 89H177V88H175ZM231 89H232V90H231ZM79 90H80V91H79ZM177 90L180 91L179 89H177ZM194 90H195V91H194ZM225 90H227L228 93L226 92L225 94L228 95V96L226 97V95H225L224 98L229 99V102H233V101H230V99L233 100V98L236 99V97H237V99H236L237 101L234 99V103H237V102L239 103L240 100L238 101V99H241L243 102H246V101H247V103L244 104V105H245L244 108H246V107L249 108L250 105H252L251 107H255V109H256L257 107H259V108L257 109L258 111H257V110L255 111V109L252 108L253 112H254L255 114H257V116H255V114H252V112H251L252 110H251V111L249 110V109H251V107H250L249 109L246 108V111H247V112H250L252 115L248 113V114H247L248 116H247V115H246V112H244L245 110H244L243 108H242V110H244V111H243V112L240 111V110H239V107H240V109H241V107L244 106L243 103H241L242 101H241L240 103H241L243 106H242L240 103H239V104L237 103L238 105L235 106V107H237V110H239V111H237V110L234 109V110L237 111V112H235L234 110H232V111H234V112H233V113L230 112L231 114H229L228 111H224V110L222 109L221 106L217 105V106H218V107H217V106L215 105L216 103H214V100H215L214 98H215V96L217 97V94H220V92H221V93H223V91L225 92ZM234 90H236V91H234ZM237 90H239V93L241 94V96H240V94H237L238 96H235L236 93H238ZM240 90H242L243 92H242V91L240 92ZM174 91H175V90H174ZM178 91H177V92H178ZM193 91H194V92H193ZM212 91H213V90H212ZM177 92H176V93H177ZM198 92L201 93V94H199ZM202 92H205L206 94H204V93H202ZM234 92H235V94H234L235 97H231V96H230L231 93H232V96H233V93H234ZM178 93H179V92H178ZM178 93H177V94H178ZM182 93H183V94H182ZM195 93H196V94H195ZM172 94H173V90H172ZM181 94H182V95H181ZM242 94H243V95H242ZM173 95L176 96L175 94H173ZM173 95L170 94L169 96H173ZM198 96L200 97V99L198 98ZM202 96H204V97L202 98ZM243 96H244V97H243ZM228 97H229V98H228ZM171 98H172V97H171ZM256 98H257V99H256ZM81 99H82V98H81ZM145 99H146V98H145ZM227 99H225V100H224L225 102H224V101H223V102H224L226 105H233V103H231V104L228 103V100H227ZM251 99L254 100V103L256 102L255 100L258 101V99H259V100H260V102L258 103L259 105H258L257 102H256L255 105L253 106L254 103H252V104L249 103ZM65 100H66V99H65ZM244 100H246V101H244ZM253 100H252V101H253ZM262 100H263V101H262ZM70 101H71V102H70ZM77 101H76V102H77ZM82 101H83V99L81 100V102H82ZM147 101H148V100H147ZM150 101H151V100H150ZM152 101H154V100H152ZM226 101H227V102H226ZM235 101H236V102H235ZM81 102L76 103V104H77V105H78V104L82 105L83 103H81ZM145 102H146V101H145ZM212 102H213V103H212ZM261 102H262V103H261ZM44 103H46V102H44ZM44 103H43V104H44ZM85 103H87V102H85ZM200 103H201V104H200ZM227 103H228V104H227ZM260 103H261V105H260ZM47 104H48V103H47ZM49 104H50L49 106H51V103H49ZM146 104H147V103H146ZM148 104H149V105H148ZM148 104H147L148 106H147V105L145 106L146 108H147V107L149 108V106L152 105V102H151V103L149 102ZM202 104H203V105H202ZM211 104H212V105H211ZM246 104H247V106H246ZM248 104H249V106H248ZM45 105H46V104H45ZM45 105H44V106H45ZM77 105H75V106H77ZM84 105H86V104H84ZM190 105H191V106H190ZM201 105H202V106H201ZM204 105H205V106H204ZM207 105H208V106H207ZM214 105H215L216 107H214ZM239 105H240V106H239ZM256 105H257V106H256ZM44 106H43V107H44ZM47 106H48V105H46L45 109H46V108H51V107H47ZM199 106H200V107H199ZM203 106H204V107H203ZM211 106H213V107H211ZM238 106H239V107H238ZM202 107H203V108H202ZM207 107H208V108H207ZM210 107H211V108H210ZM219 107H220V108H219ZM74 108H75V107H74ZM189 108H190V109H189ZM42 109H43L44 112L42 111ZM42 109L40 108V111H42L44 114L47 113V114H45V115L51 114V113H50L51 111H49V113H48V112H45V109H44V108H42ZM149 109H150V108H149ZM200 109H201V110H200ZM208 109H209V110H208ZM219 109H220V111H219ZM261 109L263 110V113H262V110H261ZM46 110H47V109H46ZM49 110H50V109H49ZM124 110H125L126 112L129 113L128 110H126V109H124ZM143 110H144V111H143ZM169 110H170V109H168V110L165 109V111H167L168 113H169ZM198 110H199V112H198ZM203 110H204V111H203ZM248 110H249V111H248ZM259 110H260V111H259ZM29 111H30V110H29ZM186 111H187V114H188V115L186 114ZM200 111L202 112V114L204 113L203 116H201L202 114H201V115H198V113H199V114L201 113ZM167 112L165 113V114H166V117H169L170 114H169V116H167V114H168ZM220 112H221V113H220ZM227 112H228V113H227ZM240 112H241V113H244L245 115H243V116L240 117V115H242ZM256 112H258V113H256ZM31 113H32V112H31ZM38 113H39V112H38ZM40 113H41V112H40ZM140 113H141V114H139V112H138V113H137V116H136V115H133V118H131V120L129 121V122H130L129 124H131L132 126H134L133 124L137 125L136 123H140V122H142V123H146V122H149V119L147 120V115H146V114L148 113V111L144 108V109H142V111H141ZM170 113L172 114V111H171V110H170ZM196 113H197V115H196ZM225 113H226V114H225ZM237 113H238L239 115H238ZM260 113H261V114H260ZM41 114H42V113H41ZM41 114H40V116H41ZM190 114H192V115H190ZM207 114H208L209 116H208ZM222 114H223V115H222ZM228 114H229V117H230V115H232V116L230 117L229 120L227 119V118H229V117H227ZM105 115H106V114H105ZM217 115H218V116H217ZM221 115H222V116H221ZM224 115H225V117H226L227 120H225V118H224V121H223V117H224ZM249 115H250V116H249ZM42 116H43V114H42ZM138 116H139V117H138ZM193 116H194V117H193ZM200 116H201V117H200ZM204 116H205V117H204ZM253 116H254L255 118H254ZM104 117H105V116H104ZM142 117H143V118H142ZM166 117H165V115L163 116V112H162V114H161L160 116H158L157 118H158V120H159V119H160V120L162 119L161 121L163 122L164 119H165V120L167 119ZM196 117H195V118H196ZM221 117H222V119H221ZM262 117H263V118H262ZM136 118H137V119H136ZM259 118H261V119L259 120ZM118 119H119V118H118ZM118 119H117V120H118ZM138 119H140V120H138ZM187 119H188V118H187ZM219 119H220V120H219ZM247 119H248V118H247ZM253 119H252L251 121H253ZM68 120H69V118H68ZM142 120H143V121H142ZM160 120L157 121V119H156L157 123H158V122L161 123ZM103 121H104V120H103V118H102V122H101L102 125H107V123H108L109 125H111V126L106 127V129L109 130L108 133L111 135L112 133H114V132L117 130L116 125L121 124L123 120H122V119H119V121H110V120H107V121H106V119H105V121H104L105 123H104ZM108 121H110V122H108ZM139 121H140V122H139ZM178 121H179V120H178ZM194 121L192 122V125H193V123H194V125H193L191 128H193L195 125L198 126V125L196 124V121H195V122H194ZM249 121H250V120H249ZM113 122H114V125H113ZM119 122H121V123H119ZM131 122H132V123H131ZM135 122H136V123H135ZM247 122H248V120H247ZM259 122H261V123H259ZM116 123H117V124H116ZM177 123H178V122H177ZM177 123H176V124H177ZM67 124H68V123H67ZM67 124L65 125L66 127L68 126ZM176 124H175V125H176ZM216 124H217V123H216ZM102 125H101V124L99 125V123H98V124L95 123V124L93 125L94 129L96 130V131H94V133L100 131V130L102 129V127H101ZM96 126H100V127H96ZM112 126H115L116 129H115L114 127H112ZM217 126L220 127L219 125H217ZM66 127H64V128H65L64 131L67 130ZM111 127H112V128H111ZM134 127H136V126H134ZM134 127H129V128H130V129H129L130 131H129L128 128H127V130H128L127 133H124V134H123V137H124L125 139H128V141H126V142H127V146L125 145V146H126V149L120 151V153H119V154H120V155H119V158H120L121 160H127V159L129 158L130 161H131V160L135 161L138 157H140V156H138V155H137V157H135V158L132 157V156L129 157L130 154H131V150H132V148L134 147V145H137L136 143H137V140H138V136H136V135H139V132H138L139 130L137 129V127H136V128H134ZM222 127H220V129H222ZM78 128H79V127H78ZM194 128H195V127H194ZM225 128H226V129H225ZM262 128H264V127H262ZM113 129H114V130H113ZM195 129H196V128H195ZM254 129H255V132H256L257 130L259 131L260 128H259V129H258V128L256 129V127H255ZM254 129H253V130H254ZM70 130H71V132H69ZM70 130H69V131L67 130L66 135H68V132H69V133H72V131H74V128H73V130H72V128H71ZM234 130H235V128H234ZM234 130H233V131H234ZM64 131H63V132H64ZM136 132H137L138 134H136ZM140 132H141V131H140ZM231 132H232V134H229V133H231ZM130 133H131V134H130ZM257 133L259 134V132H256L255 135H256ZM63 134H64V136H65V132H64ZM63 134H62V137L64 138ZM208 134H210V133H208ZM131 135H132V136H131ZM129 136H130V137H129ZM256 136H258V135H256ZM78 137H79V136H76L75 138H77V140H79ZM128 137H129L130 139H129ZM65 138H66V136H65ZM67 138H68V136H67ZM75 138H74V141H75V142H74L73 145L77 146L76 144L79 143V142L76 143V139H75ZM109 138H110V137H109ZM136 138H137V139H136ZM107 139H108V137L106 138V140H107ZM135 140H136V141H135ZM80 142H81V141H80ZM110 142H112V141H110ZM110 142H109L110 145H108V144L106 143V148H107V149H106V151H105V155H106L107 150H109V149L112 147V145H113V143H110ZM135 142H136V143H135ZM68 143H69V146H70L71 143H70L69 141H68ZM75 143H76V144H75ZM81 144H82V142L79 143L78 146L81 145ZM125 144H126V143H125ZM203 145H204V143H203ZM109 146H110V147H109ZM71 153H72V151H71ZM71 153H70V151L68 152V156H67V158L65 159L66 164L64 163V164H65V165H64V168H62L61 171H60L61 174L59 173V176H58L57 178H55V180H56L57 182H59V183H60V182H63V179H65L64 177H65V175H66V173H67L69 167L72 165L71 162H73V161H72V156H73L74 152H73L72 154H71ZM206 153H207V152H206ZM211 153H214V151L211 152ZM211 153H208V154L211 155ZM70 154H71V158L69 157ZM208 154H207V155L204 154V155L206 156V158H207V160H206V158L204 157V160H205V161L202 159V160L204 161V162L202 161L204 164L210 159V158L208 159V157H207ZM214 154H215V153H214ZM102 155H103V157H102V159H100L99 163H100V162H103V161L108 162L107 159H106V158H107V157H106L107 155L104 156V153H103ZM204 155H203V156H204ZM212 155H213V154H212ZM203 156H202V158H203ZM104 157H106V158H104ZM159 157H161V156H159ZM159 157H158V158H159ZM103 158H104V160H103ZM105 159H106V160H105ZM101 160H102V161H101ZM195 161H196V160H195ZM195 161H192V162L195 163ZM105 162H104V163H105ZM199 162H200V161H199ZM208 162H209V161H208ZM99 163H98V164H99ZM188 163H189V162H188ZM209 163H211V162H209ZM101 164L103 165V163H101ZM107 164H108V163H107ZM107 164L105 163V165H107ZM185 164H187V163H185ZM192 164H193V163H192ZM200 164H201L202 166L204 165V164H202L201 162H200ZM69 165H70V166H69ZM102 165L99 164V166L103 168ZM105 165H104V167H105ZM206 165H208V163H206ZM211 165H212V164H210L209 167L206 166V167L209 168V170L206 168V169L208 170V172H209V175H207V174H208L207 171H205V172H207V174L204 173V175H206V177L212 176V175H213V172H214V175H215V173H216L215 170H214V168H211V167H212ZM99 166H97V168H98ZM204 166H205V165H204ZM204 166L201 167L200 169H203ZM100 167H99V169H100ZM183 167H184V166H183ZM102 168H101V169H102ZM210 168H211L212 170H210ZM189 169H190V167L187 168V170H189ZM206 169H205V170H206ZM190 170H191V172H192L193 169H190ZM194 170L196 171V169H194ZM194 170H193V171H194ZM178 171H179V173H178ZM185 171H186V170L182 171L181 168H180L179 170H176V171L174 170V171H173L174 174L177 173L178 176H179V177L177 176V179H178L177 182H179V180H180V182L182 183V184H181V183L179 182V183L181 184V187L178 188V187L180 186V184L178 183L177 188H175V191H173L172 193H170L171 196H170V195L167 196V197H168L167 200H166V199H165V200H161L160 198H161L162 196H160V198H158L160 201H162V202L159 201V203H160V205H161L162 208H163V206H164V207L166 206L165 204H168V203H169L168 200H171V201H174V202L178 201V202H176V203L174 204V205H176V204H177V205H176L175 207H173V208H174V209L178 208L179 212H177V211H178L177 209H176V210H174V209L171 210V216L174 215L175 212H176V214H175L174 216H172V218H171V216L169 215L170 218H168V219H167V222H166V223H168L167 226H165L166 223H165V224L163 223V224H164L163 226H161L162 224H161V225H160V224H159V225L157 224V225H154L155 227H154L153 225H152L153 227H150V228H153L154 230H156V231H158V232H160V231H162V232L165 231V233H163L164 235H165L166 233H168L167 236H166V235H165V236H164V235L162 236V239H163V240L161 239L162 241H159L160 243L157 242L158 240H156L158 237H155V238H154V240H153V244H152V246H151V247H152V248H151L152 251L149 250L150 248H149V249L147 248V249H148L147 251L145 250V252H144V251L142 252V250L140 249V247H138V245H136V244L133 245V242L135 243L134 238H133V239L130 241V243H126V244L124 243V244L121 245V246H120L119 241H118L119 244H116V242L114 241L113 243L116 244V246H117L116 248L114 247V249H116V253L121 254V255L115 254V253L112 252V251H111V252L114 253V255H110V254H112V253H110V252H108V251H110V250L113 249V248H112L113 244L111 243V245H112L111 248H112V249H110V250L108 249V251H107V250H105V249H107V248H104V247H105V246L107 247L106 243H107L108 240L104 243V239L102 238V236H97V235H95V232H96V231H97L96 234H98V235H102V234H104L105 232H103V233L101 232V231H102V230H101L102 228H100V230H99L100 233H98V229H97V228H98L99 226L97 225V227H96V224H97V223H95V226H93V225H86L85 222H84L83 220H79L78 223H79V225H80V229H79V230L76 229V228H77L76 225H78V224H76V225H75V230H74V231H77V232H76V233L78 234L77 236H80V237H81L80 240H81L82 238L86 240V242L88 243V244L86 243V245H87L88 248H90V250H88V248H86V245H84L85 242H84V243L82 242L83 239L81 240V242H82V244H83L85 247L82 245L83 247L81 248L80 246H78L79 244L77 245V243H79L80 240H79V239H78V240L76 239V238H79V237H76V234H75V236H74V237H76V238L74 239V243L72 242V244H71V243H67L66 241H65V242L55 241L54 238H53V239H52V238H47V240H45V242L48 244L49 248H48L47 244H44V246L42 247L43 250H44V251L47 250V249L50 250L52 245H49V244L53 243V245H55V249H56V247H59V249H61L60 251L62 252V253H61L60 251L58 252V250H57V253L54 254V256H56L57 254L59 255V253H61L62 256H61V255L59 256V257H61V258H59V257H53V255H52L53 253H52V252L55 251V250H54V247H52L53 250H54V251L51 250L52 252L47 250V251L49 252L50 255L47 254L48 252H44V253H45V254H44V253H43V250H41V249H42L41 247H40V248H41V249H40L41 251L26 250V249H24L23 247H22L23 249H20V248H21V245H19V241H21L20 236H21L22 234L20 233L21 235H18V234H19V233H18V232H19V231H18L19 229L16 230L17 228L15 227V229L13 230L14 234H12V236H15V233H17V235H18L19 238H20V239L18 238L19 241H17V238L15 239V237H12V236H11L12 238H10V239H9V238L6 239L7 236H5V235H8L7 233H6L5 235L3 234L5 237L2 236V237L0 238V256L3 255V256H2V257H3V261H2V258L0 257V258H1V259H0V262H1V263H4V262H8V260H9V261L11 262V264H27V263H28V264H30V263H31V264H37V263H41V262L45 261V260H42V261L40 260V261H39V259H42V258H43V255H44V258H46V261H45V262H47L48 264H85V263H84V260L87 259L86 256H87V255L89 256V254H86V253H84V252L89 253V251H91L90 253H91V256H92V257H90V259L93 260V258H95V255H96V258H95V259H97V257H98V258H101V259L103 260V262H102L101 259H100V260L98 259L99 261L94 259V262H96V261L99 262V263L96 262L95 264H102V263H104V262H105V264H106V263L108 264L109 261H110L109 264H206V263H204V262L202 263V261H203L202 258H199V257L197 258V256H195V253L193 252V250L190 249V248H188V247H187V248H186V247H185V248H182V250H181L180 252H178V254L176 253L177 255L174 254L173 252H171V253H173L174 255H172V254L169 255V254H168V253H169V249H170V245H171V243H172V242L175 243L176 241H178V236L180 237V235H181L180 233H181L183 230L187 229V228H183V230H182L181 228H179V229L177 230V231H178V232H177V231L173 228L174 226H176L175 220L177 219V217H179V218H180V217L183 218V215H184V216L191 215L190 213H193L194 210H195V209L193 208V207H195V203H194L193 199L190 200L191 198H190L189 195L186 193V191L189 192V190H191L189 193H193V192H194V190H195L196 187H197L196 183L199 181V179H196V178H197V177L200 178V176H197L198 174L195 173V171H194V174H195V175H192V173H189L190 171H189V172H188V171L185 172ZM201 171H202V170H201ZM212 171H213V172H212ZM19 172H20V171H19ZM180 172H181V174H184V175H185V176H183L185 179L182 177V175L180 174ZM184 172H185V173H189V174H185ZM196 172H197V171H196ZM202 172H203V171H202ZM16 174H18V173H16ZM20 174H23V173H19V175H20ZM133 174H134L133 176H135V173H133ZM177 174H176V175H177ZM196 174H197V175H196ZM180 175H181V177H182V181H181V177H180ZM14 176H17V175H14ZM188 176H190L192 179H191L190 177H188ZM192 176H194V177H195L194 179H196L197 181L194 180ZM196 176H197V177H196ZM187 177H188V180H189V181L187 180ZM210 178H211V177H210ZM200 179H201V178H200ZM206 179H209V178H206ZM87 180H88V179H87ZM185 180H186V181H185ZM211 180H212V179H210V181L206 180V181H208V182L205 184L206 189L204 188V189L206 190V192H205V190H204V192H205L204 194L206 195V199H207V201H208V203H207V202H206V203L209 204L208 206L206 205V206H207L206 208H209V206L211 207V203H210L211 201H209V200L211 199V195H212V194H211V193H212L211 191H212V189H213V182H214V181L212 182ZM183 181H185V182H183ZM194 181H196V182H194ZM0 182H1V181H0ZM85 182H86V180H85ZM156 182H157V181H156ZM1 183H2V182H1ZM184 183H185V185H187V186H189L188 184H190V186H189L190 188H191V183H194V185H196V186H195V187L192 186V189H194V190H192V189H189L187 186H185ZM186 183H187V184H186ZM60 184H61V183H60ZM157 184H158V182H157V183L154 182V188H155V189H159L162 193L165 192L166 187L164 188V186H163L162 184H160V183H159V184L162 185V186L159 187L160 185H159V184L157 185ZM54 185H55V187H58V190H56L57 188L54 189V190H56V192L58 191L57 194L59 195V194L61 193L60 190H62V189H61L62 186L60 185V187H59V186H58L59 184L56 186V182H55ZM182 185H183L185 188L187 187L188 189H187V188H186L187 190H186V189H183L184 187H183ZM152 186H153V185H152ZM158 187H159V188H158ZM152 188H153V187H152ZM152 188H151V189H152ZM154 188H153L152 190H155ZM163 188H164V189H163ZM181 188H182V189H181ZM197 188H198V187H197ZM167 189H168V188H167ZM168 190H169V189H168ZM178 190H179V191H178ZM181 190H182V192H183V190H186V191H184V193H181ZM160 191H159V192H160ZM192 191H193V192H192ZM258 191H259V189H255V192H254V188H251V194H250V195L254 194V195H255V198L260 197V198L258 199V202H255V203L252 205L254 208L251 207L252 210H254V211H256V209H260V208L263 206V203H264V194H263V195L261 194V196L256 195V194L258 193ZM155 192H157V190H155ZM176 192H177V194H179V195H180V194H181V195L183 194L182 197H181V195H180V197H179L178 195H176ZM173 193H174V195H176L179 199L176 198V196H174ZM185 193L187 194V195H186L187 198H186V196L184 195ZM206 193H207V194H206ZM154 194H155V193H154ZM164 194L166 195V193H163V196H164ZM156 195H157V194H155V196H156ZM159 195H161V194H159ZM45 196H46V195H45ZM45 196L43 195L42 197H45ZM157 196H158V195H157ZM157 196H156V198H157ZM173 196H174V197H173ZM40 197H41V195H40ZM40 197H39V198H40ZM73 197H74V196H73ZM158 197H159V196H158ZM183 197H185L186 199L183 198ZM207 197H208V198H207ZM70 198H71V197H70ZM169 198H170V199H169ZM173 198H174V199H173ZM182 198H183V199H182ZM204 198H205V197H204ZM204 198H203V199H204ZM255 198H254V199H255ZM71 199H72V198H71ZM73 199H75V197H74ZM177 199H178V200H177ZM187 199L190 200L191 203H189L190 201H188ZM67 200L69 201L68 198H67ZM67 200H66V201H67ZM77 200H78V199H76V201L73 200V203H74V202L76 203ZM175 200H176V201H175ZM180 200L183 201V203H182ZM184 200L186 201L185 203H184ZM211 200H212V199H211ZM230 200L233 201L234 198H233V199H230ZM61 201H62V200H61ZM71 201H72V200H71ZM165 201H168V203L165 202ZM205 201H206V200H205ZM156 202L158 203V201H156V199H155V201H153V202H151V203H152V204L154 203L153 205H156V204H157ZM187 202H188V204H190V205H188ZM159 203H158V204H159ZM163 203H164V204H163ZM192 203H193L194 205H191ZM204 203H205V202H204ZM206 203H205V204H206ZM232 203H233V202H232ZM182 204H184V206H185V207H184V208H185V210H184L185 213H186V212L189 213V211H188L189 209H190V210L193 209V210H192L189 214L187 213L188 215H185L184 212H183V209H184V208H183V205H182ZM181 205H182V206H181ZM187 205H188V207H187ZM108 206H110V204H108ZM167 206H169V204H168ZM167 206H166V207H167ZM180 206H181V207H180ZM189 206H191V208H190ZM192 206H193V207H192ZM110 207H111V206H110ZM158 207H159V206H158ZM187 208H189V209L186 210ZM210 209H211V208H210ZM180 210H182V212H183L182 215H181V211H180ZM211 210H212V209H211ZM219 210H220V209H219ZM219 210H218V211H219ZM231 210H232V209H231L230 205L228 204L226 207L221 208L220 211H221V214H222V215H226V214H230ZM260 210H261V209H260ZM172 211H173V212H172ZM220 211H219V212H220ZM63 212H65V211L62 210V211L60 212V217H59L60 219H61V217L63 216V214H62ZM172 213H173V214H172ZM178 213H179L181 216L179 215V216L176 217V215H178ZM61 214H62V216H61ZM65 215H66V213H65ZM258 216H259V215H258ZM174 217H175V218H174ZM181 218L176 220V221H179V222L177 223L178 225H179V223L181 224V222H180V220H182ZM169 219H170V222L173 221L172 223H175V225L172 224V223L169 225V223H170V222L168 221ZM171 219H172V220H171ZM188 219H189V218H188ZM261 219H262V218H257V219L255 218V221H254V222H255L256 224H258V223L261 221ZM191 222H192V221L190 220L189 224H191ZM98 224H101V223H98ZM183 225L185 226V224L182 223L181 226H183ZM169 226H170V227H169ZM171 226H173V227H171ZM181 226L179 225V227H181ZM184 226H183V227H184ZM186 226L189 227L190 225H186ZM87 227H89V231H88V233H87L88 235L85 233V232H87V230H88ZM90 227H91L92 229H95V231L92 230V231H93L92 233L96 236V238H95V240L93 241V243H94L95 241H97V240H96L97 237H101V239H102L103 242H100L99 239H98V241H99L98 244H99V243H101V244H102V243L105 244V246L103 245L102 247H103V249L105 250V252H107V253H105V252H103V251L99 252V251L102 249V247L100 248V246H99L96 242H95V244H94L96 247L93 245V243H92L91 240H93L94 237H93V238L90 237L91 240L89 239V236L91 235V234H90V230H91ZM93 227H96V228H93ZM100 227H104V225H102V226H100ZM156 227H158V228H156ZM160 227H161V228H160ZM162 227H163V230H162ZM165 227H166V229H165ZM78 228H79V227H78ZM172 228H173L174 230H173ZM175 228H176V227H175ZM189 228H190V227H189ZM189 228H188V229H189ZM86 229H87V230H86ZM164 229H165V230H164ZM169 229H171V230H169ZM104 230H105V229H104ZM159 230H160V231H159ZM168 230H169V232H168ZM15 231H17V232H15ZM173 231H176V232L174 233ZM180 231H181V232H180ZM171 232H173V233H171ZM11 233H12V232H11ZM11 233H10V234H11ZM65 233H66V231H65ZM169 233H170V235H169ZM89 234H90V235H89ZM93 234H92V235H93ZM113 234H114V232H113ZM244 234H245V232H243L242 234L236 236V237L233 239V240H234L233 243L235 244V246H234V248H233L232 251L228 252V254H231V253H232L231 256H232L234 259H238V260L241 261L243 264H247L248 262H250V260H251V258H252V256H253V254H254V252H255V251L253 252V249L255 248V245L253 246L252 244H254V243H251V245H252V246H251L250 243H249L250 246L248 245V247H245V248H247L246 250H244L243 247L241 248L239 245L237 246V240H239L240 238H242V236H243ZM17 235H16V236H17ZM115 235H117V234L115 233ZM115 235H113V236H115ZM168 235H169V238H168ZM8 236H9V235H8ZM103 236H105V234H104ZM146 236H147V235L145 234L144 237H146ZM116 237H117V236H116ZM163 237H164V238H163ZM165 237H166L167 239H169V240H166ZM13 238H14V239H13ZM106 238H107V236L105 237V240H106ZM118 238H119V237H118ZM118 238H114V239H118ZM23 239H24V240H22V242H25V241H26L25 238H23ZM1 240H2V241H1ZM75 240H77V241H76L77 243L75 242ZM85 240H83V241H85ZM165 240L167 241V243H165V242H166ZM54 241H55V242H54ZM169 241H170L171 243H170ZM22 242H21V244H22ZM58 242H59V243H58ZM81 242H80V244H81ZM108 242H109V241H108ZM131 242H132V243H131ZM154 242H155V243H154ZM162 242H164V243H162ZM158 243H159L160 245H158ZM257 243H258V242H257ZM2 244H3V245H2ZM96 244H97V245H96ZM107 244H108V246H109V243H107ZM121 244H122V243H121ZM169 244H170V245H169ZM234 244H233V245H234ZM45 245H46L47 247H46ZM56 245H58V246H56ZM60 245H62V247H61ZM168 245H169V246H168ZM63 246L66 247V248H64ZM98 246H99V249H100V250L97 249ZM159 246H161V247H159ZM171 246H172V245H171ZM245 246H247V245H245ZM67 247H68V248H67ZM119 247H120V248H119ZM156 247H159V248L156 249ZM167 247H168L169 249H168ZM8 248H9V249H8ZM63 248H64V249H63ZM130 248H131V249H130ZM1 249H2V250H1ZM62 249H63V251H62ZM91 249H92V250H91ZM167 249H168V252H167ZM4 250H5V251H4ZM7 250H8V251H7ZM21 250H22V251H21ZM123 250H125V251H123ZM126 250H127V251H126ZM156 250H158V251H156ZM117 251H118V252H117ZM224 251H225V250H224ZM39 252H42V254L39 253ZM55 252H56V251H55ZM75 252H76V253H75ZM95 252H97V253L95 254ZM121 252H122V253H121ZM146 252H147V253H146ZM260 252H262V251H259V252L256 251L255 254H254V256H253V258H252V260H257V259L259 260V259H260V256H259V253H260ZM51 253H52V254H51ZM108 253H109V254H108ZM152 253H153V255H152ZM154 253H156V254H154ZM77 254H78V255H77ZM84 254L86 255L85 258L83 257ZM92 254H93V255L95 254V255L93 256ZM97 254H99V255L97 256ZM218 254H219V253H218ZM6 255H7V256H6ZM79 255H80V256H79ZM82 255H83V256H82ZM155 255H156V256H155ZM46 256H47V257H46ZM99 256H100V257H99ZM101 256H103V257H101ZM115 256H116V257H115ZM4 257H5V258H4ZM41 257H42V258H41ZM83 258H84V259H83ZM106 258H107V259H106ZM47 259L49 260V262L47 261ZM90 259H89V257H88V260H89V261H90ZM111 259H112V260H111ZM92 260H91V263L93 262ZM107 260H108V261H107ZM114 260H115V261H114ZM25 261H26L27 263H25ZM28 261H29V262H28ZM111 261L114 262V263H112ZM239 261L236 260L235 263H233V264H240ZM252 262H253V261H252ZM91 263H90V264H91ZM86 264H87V263H86ZM88 264H89V263H88ZM92 264H94V263H92ZM231 264H232V263H231ZM258 264H262V259L259 260V263H258Z\"/></svg>",
  "mask_w": 264,
  "mask_h": 264
}]
</instances>
